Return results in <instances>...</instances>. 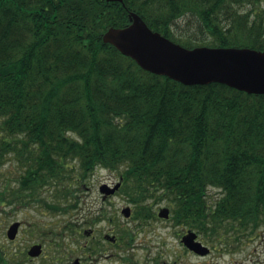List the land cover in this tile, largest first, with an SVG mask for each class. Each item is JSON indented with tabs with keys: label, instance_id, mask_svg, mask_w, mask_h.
<instances>
[{
	"label": "trees",
	"instance_id": "trees-1",
	"mask_svg": "<svg viewBox=\"0 0 264 264\" xmlns=\"http://www.w3.org/2000/svg\"><path fill=\"white\" fill-rule=\"evenodd\" d=\"M131 12L187 48L264 52V0H0V157L22 166L0 205L44 201L56 212L98 168H123L129 200H167L190 229L232 219L256 231L264 95L144 71L103 43Z\"/></svg>",
	"mask_w": 264,
	"mask_h": 264
},
{
	"label": "flooded vegetation",
	"instance_id": "flooded-vegetation-1",
	"mask_svg": "<svg viewBox=\"0 0 264 264\" xmlns=\"http://www.w3.org/2000/svg\"><path fill=\"white\" fill-rule=\"evenodd\" d=\"M120 181H123L122 176L119 177ZM125 208H130V216L121 217L124 224L119 225V228L114 227L108 233H104L102 237L98 238L94 230L82 233L76 227L74 233L84 237V240L78 242L76 248L64 247L62 241L66 237L64 231L66 228H64L56 236L60 241L54 242V247L48 248V262L38 264H197L198 258H212L209 264H221L218 261H213V259L216 257L218 260L223 256H231L232 260L230 263L225 262L223 264H264V260L256 257L254 253L257 251L256 248L242 259H235V256L245 252V246L251 247L252 243L250 242L257 236V233L246 234L241 231L196 232V240L209 249L206 255H199L183 242L184 237L191 229L183 233L176 231L180 223L174 217V210L171 205L162 206L158 200L147 199L130 201V204L121 210V214ZM166 208L169 210V217L159 216L161 211ZM110 220L114 219L111 218ZM16 222L20 223L18 233L14 239H10L7 233ZM4 227L7 230L0 232V239L1 237L5 239V241L0 240V264H37L34 261L43 259V253L38 257L29 255L30 249L37 244L42 245L43 252L44 245L42 242L34 243L24 253L19 251L17 243L23 223L12 221ZM166 227L169 230L168 236L177 238L178 241L177 247H173L169 251L158 245L156 240L159 233ZM161 244L163 245L164 241ZM22 254L24 256L21 259Z\"/></svg>",
	"mask_w": 264,
	"mask_h": 264
},
{
	"label": "rangeland",
	"instance_id": "rangeland-1",
	"mask_svg": "<svg viewBox=\"0 0 264 264\" xmlns=\"http://www.w3.org/2000/svg\"><path fill=\"white\" fill-rule=\"evenodd\" d=\"M3 132L0 130V145L3 139ZM18 159V158H17ZM13 154H7L0 157V190L4 186L9 184L8 178H14L17 172L21 170V162L17 160ZM123 168L119 171H110L104 168H98L92 175L87 177L84 183L80 186H74L72 189V196L67 197L59 201V206L56 212L46 209L44 206L39 204L45 203L44 201L37 204L26 205L25 203H14L12 205L4 204L0 205V232L7 230L6 224L12 221H19L23 223V227L20 229V237L18 240L19 251L22 253L33 245L34 243L42 242L44 245L43 259L34 261V263H47L48 262V248L54 247V242L60 241L57 239V235L66 228L63 243L66 248H76L78 242L84 240V237L80 234H75L74 231L77 228L84 233L85 231L94 230L99 237H102L104 233H108L114 227L119 228V225H123L124 222L121 221V210L124 206L130 204L129 197L124 195L122 189L118 191L115 195L103 198L100 193V186L103 184L113 185L119 181V177ZM46 190V189H45ZM209 196L212 202L217 194L218 190L211 188ZM44 196L48 200L51 196V192H45ZM214 198V199H213ZM150 200V199H148ZM155 200V199H153ZM52 202V200H48ZM162 206H170L167 200H158ZM48 202V204H50ZM113 218L114 220H110ZM226 220V219H224ZM69 228V229H68ZM189 227L187 225L180 224L176 231L181 233L186 232ZM69 230V231H68ZM67 231V232H66ZM196 231V230H195ZM226 231H241L246 234L257 233V236L253 239L251 247L244 248L245 252L235 256V259L240 260L247 253H252L253 249L256 248L257 251L254 252L256 257L260 260H264V223H262L256 231L248 232L244 231L240 227L239 223L235 220H226L222 225L218 226V232ZM197 232V231H196ZM213 232V231H212ZM217 232V231H215ZM217 232V233H218ZM75 235V236H74ZM169 235V230L167 227L162 230L157 236L158 245H160L165 250L173 247H177V238H173ZM5 241L3 237L0 239ZM164 241V244L161 243ZM255 255H252L255 257ZM21 255V259L23 258ZM252 256H249L252 258ZM168 259V258H166ZM169 260V259H168ZM212 258L207 259H197V264H209ZM213 261H218L219 263H230L231 256H223L218 260L216 257Z\"/></svg>",
	"mask_w": 264,
	"mask_h": 264
},
{
	"label": "water",
	"instance_id": "water-1",
	"mask_svg": "<svg viewBox=\"0 0 264 264\" xmlns=\"http://www.w3.org/2000/svg\"><path fill=\"white\" fill-rule=\"evenodd\" d=\"M120 2L124 0H107ZM130 24L125 28L111 27L103 35V43L115 47L123 56L131 58L146 72L167 77L185 86L211 85L218 83L253 95H264V52L251 48L194 47L186 48L153 31L140 15L131 12ZM121 183L100 187L104 197L113 195ZM130 216V208L122 211ZM161 217L168 218L169 210L163 209ZM20 223L13 224L8 233L14 239ZM189 231L183 242L199 255H206L209 249ZM42 254V245H34L29 255Z\"/></svg>",
	"mask_w": 264,
	"mask_h": 264
}]
</instances>
